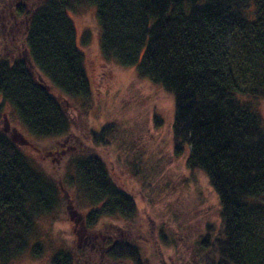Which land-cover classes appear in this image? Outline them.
<instances>
[{
    "label": "trees",
    "instance_id": "16d2710c",
    "mask_svg": "<svg viewBox=\"0 0 264 264\" xmlns=\"http://www.w3.org/2000/svg\"><path fill=\"white\" fill-rule=\"evenodd\" d=\"M83 5L96 7L104 60L137 67L139 79L172 95L174 154L188 150V169L204 172L218 196L221 232L212 242L207 235L187 264H264V0H0V40L20 38L10 60L0 46V97L33 136L60 138L71 129L67 107L49 88L89 109L84 57L68 17ZM112 130L91 132L93 141L105 143ZM74 164L72 187L94 209L84 217L87 231L102 219L134 218L135 199L99 158ZM60 185L0 131V264L28 251L37 219L59 208ZM41 254L37 244L34 255ZM51 264L147 262L135 245L106 235L60 250Z\"/></svg>",
    "mask_w": 264,
    "mask_h": 264
},
{
    "label": "rangeland",
    "instance_id": "374dc122",
    "mask_svg": "<svg viewBox=\"0 0 264 264\" xmlns=\"http://www.w3.org/2000/svg\"><path fill=\"white\" fill-rule=\"evenodd\" d=\"M68 17L77 32L90 84L88 111L49 88L67 107L69 134L33 136L0 97V131L17 144L34 168L62 188L59 208L37 219L30 248L10 264H51L60 250L78 248L106 235L138 247L147 264L190 263L202 251L205 237L209 235L212 242L221 232L220 204L205 173L188 169V150L178 158L174 154V99L161 86L139 79L137 67L125 69L104 60L96 7L83 5ZM7 41L0 40V46L10 60L20 38ZM25 53L32 75L40 80ZM259 110L264 118V101L259 102ZM110 124L113 130L107 141L95 143L91 132L100 134ZM80 156L99 158L117 188L135 199L138 212L130 222L102 219L94 230L85 229L84 217L94 209L72 187L74 161ZM37 244L42 251L39 256L34 255Z\"/></svg>",
    "mask_w": 264,
    "mask_h": 264
}]
</instances>
